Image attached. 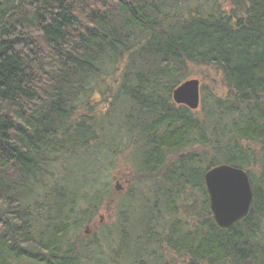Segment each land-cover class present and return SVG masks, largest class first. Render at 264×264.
Returning <instances> with one entry per match:
<instances>
[{
  "label": "trees",
  "instance_id": "obj_1",
  "mask_svg": "<svg viewBox=\"0 0 264 264\" xmlns=\"http://www.w3.org/2000/svg\"><path fill=\"white\" fill-rule=\"evenodd\" d=\"M221 165L253 190L227 230ZM0 264H264V0H0Z\"/></svg>",
  "mask_w": 264,
  "mask_h": 264
},
{
  "label": "water",
  "instance_id": "obj_2",
  "mask_svg": "<svg viewBox=\"0 0 264 264\" xmlns=\"http://www.w3.org/2000/svg\"><path fill=\"white\" fill-rule=\"evenodd\" d=\"M173 101L192 112L197 111L201 104L200 81L190 79L182 83L173 92ZM204 181L211 213L219 228L230 229L248 216L253 190L246 171L221 165L208 169Z\"/></svg>",
  "mask_w": 264,
  "mask_h": 264
},
{
  "label": "rangeland",
  "instance_id": "obj_3",
  "mask_svg": "<svg viewBox=\"0 0 264 264\" xmlns=\"http://www.w3.org/2000/svg\"><path fill=\"white\" fill-rule=\"evenodd\" d=\"M193 79H197L199 81H201L198 78H193ZM126 171L125 170H118V172H116V176L112 182V189L114 190V194H118L120 193V191L124 190L126 188V191H128L129 189V185H126ZM111 214H109L108 212H106L105 210H102L98 216L95 218V220L93 221V223H91L90 225L85 227L86 230V237H93L94 234H96L100 228V226H105V225H109L110 221H111Z\"/></svg>",
  "mask_w": 264,
  "mask_h": 264
},
{
  "label": "flooded vegetation",
  "instance_id": "obj_4",
  "mask_svg": "<svg viewBox=\"0 0 264 264\" xmlns=\"http://www.w3.org/2000/svg\"><path fill=\"white\" fill-rule=\"evenodd\" d=\"M125 191H126V188H125L124 190L120 191V193H121V192H125Z\"/></svg>",
  "mask_w": 264,
  "mask_h": 264
}]
</instances>
